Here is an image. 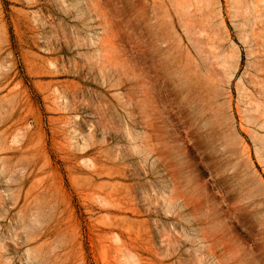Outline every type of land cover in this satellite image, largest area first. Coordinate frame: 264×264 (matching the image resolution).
Wrapping results in <instances>:
<instances>
[{"label":"rangeland","instance_id":"1","mask_svg":"<svg viewBox=\"0 0 264 264\" xmlns=\"http://www.w3.org/2000/svg\"><path fill=\"white\" fill-rule=\"evenodd\" d=\"M0 264H264V0H0Z\"/></svg>","mask_w":264,"mask_h":264}]
</instances>
